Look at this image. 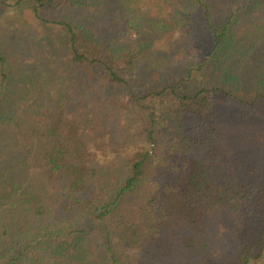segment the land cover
I'll list each match as a JSON object with an SVG mask.
<instances>
[{
  "label": "trees",
  "instance_id": "1",
  "mask_svg": "<svg viewBox=\"0 0 264 264\" xmlns=\"http://www.w3.org/2000/svg\"><path fill=\"white\" fill-rule=\"evenodd\" d=\"M141 1L0 0L2 14L12 6L20 21L29 4L24 11L33 26L51 25L61 36L58 68L81 71L68 78L71 88L59 81L47 101L40 80L46 69L33 53L40 49L37 35L17 57V76L10 45L0 40V264H158L167 256L179 264L192 256L193 264H250L263 252L264 160L257 148L251 158L257 168L225 156L230 122L264 134V73L257 81L250 77L252 86L243 85L242 75L253 49H264V0H159L169 13L156 16L141 12ZM47 10L58 18L45 17ZM128 30L144 40L123 43ZM170 33L181 40L182 53L198 36L207 37L200 43L207 47L197 50L205 59L197 64L202 78L193 93L182 92L172 76L136 75L151 44L145 39ZM116 88L128 89L132 103L166 94L174 99V124L198 154L184 159L177 184L169 185L166 175L142 183L147 149L125 159L122 172L105 165L109 139L87 132L96 124L84 112H92L94 97L104 101ZM152 123L148 145L155 143ZM212 219L226 229L229 245L210 258V238L221 231L210 226Z\"/></svg>",
  "mask_w": 264,
  "mask_h": 264
},
{
  "label": "rangeland",
  "instance_id": "2",
  "mask_svg": "<svg viewBox=\"0 0 264 264\" xmlns=\"http://www.w3.org/2000/svg\"><path fill=\"white\" fill-rule=\"evenodd\" d=\"M158 5H160V8ZM26 7H29V4H27L25 8ZM139 9L141 12H146L152 16H156V14L167 15L169 13V4L161 3L159 0H142ZM2 10L3 8H0V40L10 45L11 51L8 60L12 68L14 67L16 76L19 73V62L17 61V57L24 54L23 48H26V46L30 47V42H32L30 37L34 34L37 35L35 39L40 49L33 53H35L36 57L38 56L37 58L40 64H43L46 69V73L43 75L44 79H40L41 83L44 84L43 90L45 91L42 96L47 93L46 97L48 101L49 93H52L51 91L53 90L55 91L56 87L60 85L59 81L62 85L71 88L72 83L68 81V78L71 76V73H74V75L78 73L80 75L81 71L74 67L73 69L66 68L64 70L66 73L64 71L63 73L62 70L58 68V62H56L55 56L59 54L58 51L60 49L58 47L62 40L58 32L54 30L51 25H47L44 29L33 26L30 21L31 19L26 16L27 12L24 10H22L23 21H20V14L18 17L16 10L12 12V6H8L9 13H7V15L2 14ZM86 11L85 9L82 10L84 13H86ZM88 13L90 14V12ZM44 14L45 17H49L50 19H54V17L58 18L54 10H47ZM14 22L16 23L15 25ZM9 26H14V28L10 29ZM102 26L105 27L103 24ZM49 34H51V36H49ZM128 34L129 35H122V42L127 45L137 46L139 40H144L143 34L141 36H136L132 30H128ZM12 36L15 37V39L13 37L14 40L19 38V44L11 42L10 37ZM48 39L50 40L49 42ZM145 41H150L151 44H144L145 48L143 55L140 57L141 61L139 69L136 72V75L138 74L137 76H141L142 78L147 77L154 71L159 75L163 74L164 76L167 75L166 77L172 76L174 79H180V90L184 93H193L199 89V81L197 79L200 80L202 77L201 73L196 69L198 62H203L205 58L202 59L201 54H199L197 50H203L207 47L203 43L200 44L201 42H207V37L202 35L198 36L197 41L189 45L188 50L184 53L180 52V48L183 44L181 40L176 38V34H153L149 35V39H145ZM48 44H51L54 48V57L50 52ZM261 47L262 44L253 49L254 54H251L248 58L250 66L247 70L242 71V75L246 76L244 78V86L254 85L255 81H252L250 77L252 76V78L257 81V75L264 73V49L262 50ZM28 50L29 52L31 51L30 49ZM35 56L33 55V57ZM62 62L65 63V60L60 63ZM188 68H193L191 77H189L186 72ZM94 81L98 82L99 79H93V81H91L90 78L91 84ZM163 82H165V80H163ZM128 91V89L116 88V91L104 101L94 97L95 104H93L91 100V104L93 105H90L92 106V112L90 114L84 112V114L88 117L91 116L96 125L93 130L88 128L87 132L92 134L95 133L97 135L96 137L109 139L107 154L110 160L105 164L107 167L110 166L111 169L116 170L118 173L122 172L124 170L125 159H131L136 154L137 150L144 151L147 149L149 153V164L145 168L147 173L145 174V178L143 177L142 183L147 186V181L161 178L166 175L169 185L172 186L175 183L177 184V180L182 176L180 173L186 165L184 159L197 156L198 154L190 150L189 146L185 143L182 137V126H176V124H174L173 119L177 110L174 99L166 94L163 96L146 97L138 100L136 103H132L131 99L125 97ZM73 95H77L76 90L72 93V97ZM111 101L116 103L114 104ZM230 106L232 108V115L233 111L237 109V104H232ZM150 107H153L154 111H151L149 109ZM72 108L75 109L76 112L81 111L79 107L73 106ZM151 120H153L151 125L153 127L155 143L148 145L146 142V134L148 123L151 122ZM97 123L101 126H97ZM230 124L231 125L228 124V126L231 129L229 132H232L229 135L231 154L229 153L225 156V159L233 164L244 161L245 159L250 161L257 148L260 158L264 160V134L261 132L262 128L253 130L247 123L241 126L232 124L231 122ZM233 125L235 126L231 127ZM257 145H259V148L256 147ZM255 164L252 161L251 167L257 168ZM257 171H259V169ZM215 220L216 219H212L209 224L218 229L221 225L218 221H216L217 225H214ZM202 230L207 231L208 228L203 226ZM219 230L221 231H218L216 235L213 234V237L210 238V249L212 251V253L209 254L210 258L219 255L225 246L229 245L226 229L219 228ZM178 248L176 244L174 249ZM190 254L194 255V253L191 252ZM194 257L196 259L195 255ZM164 259L167 260L168 264L180 263L174 262L173 260L170 261L169 256L164 257ZM164 259L158 260V264L164 262ZM192 260H194L193 256L191 260L182 261V264H193ZM206 262L212 263L211 260ZM250 264H264V250L258 258L251 260Z\"/></svg>",
  "mask_w": 264,
  "mask_h": 264
}]
</instances>
